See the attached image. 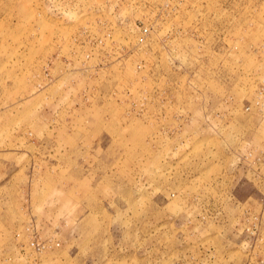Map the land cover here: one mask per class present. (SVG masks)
I'll return each mask as SVG.
<instances>
[{"label": "rangeland", "instance_id": "374dc122", "mask_svg": "<svg viewBox=\"0 0 264 264\" xmlns=\"http://www.w3.org/2000/svg\"><path fill=\"white\" fill-rule=\"evenodd\" d=\"M0 264H264V0H0Z\"/></svg>", "mask_w": 264, "mask_h": 264}]
</instances>
